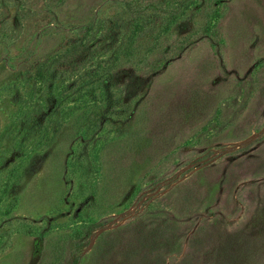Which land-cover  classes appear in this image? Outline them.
Returning a JSON list of instances; mask_svg holds the SVG:
<instances>
[{
    "label": "rangeland",
    "instance_id": "374dc122",
    "mask_svg": "<svg viewBox=\"0 0 264 264\" xmlns=\"http://www.w3.org/2000/svg\"><path fill=\"white\" fill-rule=\"evenodd\" d=\"M76 256L264 264V0H0V264Z\"/></svg>",
    "mask_w": 264,
    "mask_h": 264
},
{
    "label": "trees",
    "instance_id": "16d2710c",
    "mask_svg": "<svg viewBox=\"0 0 264 264\" xmlns=\"http://www.w3.org/2000/svg\"><path fill=\"white\" fill-rule=\"evenodd\" d=\"M131 11H134L135 13H137L138 17L133 21L132 23V28H131V32L129 33L127 39L128 42L125 43H119L117 50H116V54H115V58L118 59L119 57H121V55H127L132 53V51H134V46L136 44V39L138 38V36L140 35H145L147 33V29L149 28L150 23L147 20L142 19L143 17L140 16L141 12L140 11H135L131 8ZM173 18V17H171ZM171 20V19H170ZM172 22V21H171ZM168 26H166V28H168ZM209 28V26H207V29ZM137 50V49H135ZM78 257L76 256L75 259L72 261V264H78Z\"/></svg>",
    "mask_w": 264,
    "mask_h": 264
}]
</instances>
